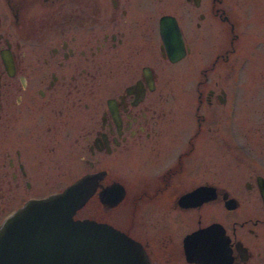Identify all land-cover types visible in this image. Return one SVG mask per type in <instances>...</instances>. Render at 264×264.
I'll return each instance as SVG.
<instances>
[{
    "label": "flooded vegetation",
    "instance_id": "flooded-vegetation-1",
    "mask_svg": "<svg viewBox=\"0 0 264 264\" xmlns=\"http://www.w3.org/2000/svg\"><path fill=\"white\" fill-rule=\"evenodd\" d=\"M258 1L0 0V224L94 175L73 218L125 233L147 264H264V176L245 183L255 210L219 186L212 127L229 105L214 73ZM188 59L191 88L174 72Z\"/></svg>",
    "mask_w": 264,
    "mask_h": 264
},
{
    "label": "water",
    "instance_id": "water-1",
    "mask_svg": "<svg viewBox=\"0 0 264 264\" xmlns=\"http://www.w3.org/2000/svg\"><path fill=\"white\" fill-rule=\"evenodd\" d=\"M165 41L168 45L169 37ZM94 177L31 199L6 218L0 224V264H147L143 248L125 233L73 218L94 190ZM258 181L264 199V179Z\"/></svg>",
    "mask_w": 264,
    "mask_h": 264
},
{
    "label": "rangeland",
    "instance_id": "rangeland-1",
    "mask_svg": "<svg viewBox=\"0 0 264 264\" xmlns=\"http://www.w3.org/2000/svg\"><path fill=\"white\" fill-rule=\"evenodd\" d=\"M254 1L256 5V0ZM254 1L251 0V3ZM258 2L264 3V0ZM237 11L240 16L239 5ZM256 13L258 15L246 20L254 26V29L244 35L247 42H237V52L230 57L226 68L218 67L214 73V78H222L229 95V105L224 103L218 120L212 124V127L220 128L223 131L220 134L224 136L219 134L215 139L216 183L225 186L248 210L257 209L258 203L255 192H248L245 183L250 181L256 190V175L264 176V35L258 36L255 29L260 19L264 18V11ZM238 21L240 25L238 23L237 28L243 30L245 21L242 16ZM257 28L264 31V19ZM193 69L195 73L194 59L182 61L174 69V72H182V79L187 81L188 88L193 87ZM193 111L194 107L191 105H185L181 109L184 116L181 117L186 119L184 128H193L191 120L194 117L187 116L192 115ZM228 131L231 132V138Z\"/></svg>",
    "mask_w": 264,
    "mask_h": 264
}]
</instances>
